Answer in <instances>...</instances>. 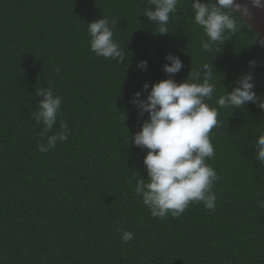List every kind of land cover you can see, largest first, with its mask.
<instances>
[{
  "label": "trees",
  "instance_id": "obj_1",
  "mask_svg": "<svg viewBox=\"0 0 264 264\" xmlns=\"http://www.w3.org/2000/svg\"><path fill=\"white\" fill-rule=\"evenodd\" d=\"M149 6L150 0H0V264H264V162L255 147L264 110L216 103L249 72L257 97L264 95V39L233 10L239 30L205 52L191 0H179L166 34L142 14ZM104 16L116 21L121 63L90 49L87 23ZM168 54L184 65L172 77L177 83L192 82L203 64L212 67L215 91L205 102L218 109L219 127L210 133L215 155L207 163L219 179L214 211L191 203L181 216L160 219L134 192L136 181L147 179V150L131 137L148 114L139 115L130 101L137 92L146 98L145 83L169 78ZM141 60L146 70L137 67ZM49 85L62 97L70 135L41 153L43 125L31 112L42 99L37 90ZM118 228L134 233L133 240L124 243Z\"/></svg>",
  "mask_w": 264,
  "mask_h": 264
},
{
  "label": "clouds",
  "instance_id": "obj_2",
  "mask_svg": "<svg viewBox=\"0 0 264 264\" xmlns=\"http://www.w3.org/2000/svg\"><path fill=\"white\" fill-rule=\"evenodd\" d=\"M251 4L257 8L264 7L262 0H251ZM150 5L142 14L158 25L157 33H168L170 15L176 14L179 0H150ZM191 10L195 24L207 37L200 42L201 50L205 52H212L213 45L223 44L229 39L228 34L239 30L233 10L245 15L248 13V8L242 7L237 0H191ZM115 24V20L104 16L87 23V31L92 52L98 57L121 63L126 56L125 50L114 39L112 28ZM260 43L264 46V41ZM165 59L170 63L163 65V71L169 78L150 87L145 83L143 91L147 93L146 98L140 99L141 92H137L130 101L139 110V115L148 114L140 131L131 137L136 147L147 150L143 159L147 179H138L134 192L142 198L150 215L160 219L168 215L174 218L181 216L191 203H203L206 209L214 211L217 196L212 189L219 179L214 168L207 163L215 155L210 133L219 127L218 109L205 102L212 99L215 91V85L210 83L212 67L203 64L198 71L192 72V82L184 80L177 83L172 77L184 65L179 57L171 54ZM248 63L254 67L256 61ZM137 67L146 70L147 60L139 61ZM201 68L205 71L202 72ZM56 71L59 72V68ZM201 73H204L203 77ZM254 88L253 76L249 72L240 76L233 90L219 96L216 103L221 108L231 107L233 110L251 102L264 110V95L258 98ZM36 96L42 99L37 103V110L31 112V117L43 125L41 137L46 140L38 143L37 149L47 153L57 143L67 141L70 130L60 113L62 97L55 94L50 85L39 88ZM57 123L59 130L53 131ZM255 147L256 158L264 162V133L259 134ZM117 230L124 243L133 240L131 231Z\"/></svg>",
  "mask_w": 264,
  "mask_h": 264
},
{
  "label": "water",
  "instance_id": "obj_3",
  "mask_svg": "<svg viewBox=\"0 0 264 264\" xmlns=\"http://www.w3.org/2000/svg\"><path fill=\"white\" fill-rule=\"evenodd\" d=\"M238 3L241 4L242 7L248 8V13L242 14V12L236 11L240 14L264 39V7H254L251 4V0H237ZM264 3V0H262Z\"/></svg>",
  "mask_w": 264,
  "mask_h": 264
}]
</instances>
